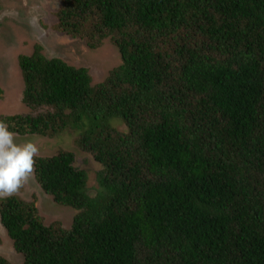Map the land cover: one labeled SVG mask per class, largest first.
Masks as SVG:
<instances>
[{"label": "trees", "instance_id": "16d2710c", "mask_svg": "<svg viewBox=\"0 0 264 264\" xmlns=\"http://www.w3.org/2000/svg\"><path fill=\"white\" fill-rule=\"evenodd\" d=\"M58 1L55 29L109 39L121 63L92 84L40 45L20 57L24 102L44 110L0 120L71 128L101 165L90 195L72 152L36 158L43 191L76 211L69 229L0 199L21 264H264V0Z\"/></svg>", "mask_w": 264, "mask_h": 264}, {"label": "rangeland", "instance_id": "374dc122", "mask_svg": "<svg viewBox=\"0 0 264 264\" xmlns=\"http://www.w3.org/2000/svg\"><path fill=\"white\" fill-rule=\"evenodd\" d=\"M58 0H0V119L24 114H33L44 109H31L24 102V79L20 57L32 54L40 45L42 53L49 58H59L70 66L86 68L92 84L103 81L109 72L121 63L120 55L110 40L91 49L84 38H72L58 31ZM117 128L124 126L118 119L110 120ZM77 135L71 128L53 138L39 135L16 134L17 143L32 140L39 148L38 157H50L59 151L74 155V166L88 175V192L96 191V172L101 165L90 154L81 151L76 143ZM24 201H34L45 225L59 222L63 228L72 226L75 210L54 202L37 183L34 172L29 181L14 194ZM0 256L11 264H21L22 255L15 252L12 241L0 223Z\"/></svg>", "mask_w": 264, "mask_h": 264}, {"label": "clouds", "instance_id": "9594fccd", "mask_svg": "<svg viewBox=\"0 0 264 264\" xmlns=\"http://www.w3.org/2000/svg\"><path fill=\"white\" fill-rule=\"evenodd\" d=\"M9 128L6 121L0 120V199H7L20 191L33 175L39 156L35 141L17 143L16 133Z\"/></svg>", "mask_w": 264, "mask_h": 264}, {"label": "flooded vegetation", "instance_id": "af4514ba", "mask_svg": "<svg viewBox=\"0 0 264 264\" xmlns=\"http://www.w3.org/2000/svg\"><path fill=\"white\" fill-rule=\"evenodd\" d=\"M26 1V0H25ZM14 116V115H13Z\"/></svg>", "mask_w": 264, "mask_h": 264}, {"label": "water", "instance_id": "95a60500", "mask_svg": "<svg viewBox=\"0 0 264 264\" xmlns=\"http://www.w3.org/2000/svg\"><path fill=\"white\" fill-rule=\"evenodd\" d=\"M14 249V248H13Z\"/></svg>", "mask_w": 264, "mask_h": 264}]
</instances>
